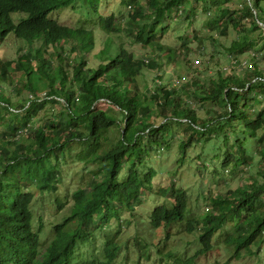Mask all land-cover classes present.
<instances>
[{"label":"trees","instance_id":"1","mask_svg":"<svg viewBox=\"0 0 264 264\" xmlns=\"http://www.w3.org/2000/svg\"><path fill=\"white\" fill-rule=\"evenodd\" d=\"M101 1L0 0V47L9 35L26 46L15 60L0 58V124L11 132L1 136L15 138L48 103L59 106L65 116L63 121L56 117L46 121L42 128L31 125L25 136L0 143V264H64L63 258L67 262L79 246L90 241L95 227L103 229L112 219L118 220L114 211H132L142 204L156 175L153 168L146 169V159L155 148L168 145L173 128H180L179 162L191 145L209 144L218 151L221 142L226 155L215 157L220 169L239 170L256 159L263 163L257 168L263 182L248 178L236 198H212L213 211L200 221H184L188 199L183 189L173 184L161 189L159 196L169 206L164 203L151 212L150 226L158 229L182 223L187 233L196 229L200 245L188 258L174 255L173 259L170 254L165 258L172 259V264H191L205 256L229 215L235 224L224 242L233 248L232 256L259 253L264 245V69L259 67L264 62V0H241L236 10L227 6L231 0H120L119 6L127 11L119 17L112 12L100 14ZM195 8L204 16L214 10L204 26L209 32L218 31L217 37H226L230 28L237 31L223 51L234 62L247 54L245 60L250 62L240 73L219 71L206 83L199 84L196 78L187 83L194 87L189 94L193 101L221 106L203 118L174 87L161 84L146 94L139 87L144 69L155 71L160 64L173 62L174 52L157 40L159 28L177 11L179 18L193 17ZM64 9L83 11L84 24L94 20L96 31L59 23L54 16ZM256 31V36L250 34ZM121 33L130 38L131 45L150 48L152 57L136 58L123 45L112 51L108 36ZM95 35L106 37L98 51L94 50ZM208 40L214 43L216 37ZM250 52L257 56L249 57ZM4 85L11 86L13 94L28 93L29 98L13 103L14 96L4 94ZM101 103L115 108L117 116L99 109ZM18 118L20 126L15 123ZM72 148L78 149L76 161L93 163L96 169L90 171L88 190L80 186L71 194L67 220L74 221V228L55 226L54 238L41 250L40 230L32 225L34 195L29 189L52 190L60 180L59 161L70 156ZM115 236L107 233L102 249L105 261L98 264H111L116 256ZM169 237L167 232L164 240ZM160 251L156 249L157 256Z\"/></svg>","mask_w":264,"mask_h":264},{"label":"rangeland","instance_id":"2","mask_svg":"<svg viewBox=\"0 0 264 264\" xmlns=\"http://www.w3.org/2000/svg\"><path fill=\"white\" fill-rule=\"evenodd\" d=\"M119 1H101L104 7L100 9V14L108 15L109 12H112L116 17L124 16L127 8L119 6ZM240 1L231 0L227 6L236 10L237 7L241 6ZM194 12L196 14L191 18H179L175 16L179 14L177 11L170 21L159 28L157 40L174 52L173 62L162 63L160 69L155 71L144 69L142 76L139 78V87L144 94L147 91L157 89L161 84L170 88L174 87L179 90L186 103H192L191 106L198 111V116L203 118L208 111H220L221 106L193 101L189 94L194 87L189 88L187 83H192L194 78L198 79L199 84L206 83L208 79L216 78L219 71H222V73L227 71L235 74L240 73L244 67L250 65V62L245 60L247 54L240 57L239 62H234L223 51L222 47L228 46L230 40L237 37V31L230 28L226 37H217L218 31L209 32L204 26L205 21L213 16L214 10L207 11L209 16L200 15V8H195ZM80 13H83V11L64 9L56 13L54 18L59 20V23L74 24L96 31L94 20L84 24L85 18H82ZM19 16L13 17L15 21ZM222 23H226V21L223 20ZM257 33V31L250 32L253 36H256ZM210 36L216 37L214 43L208 40ZM108 37L112 41V51L123 45L127 50L133 52L136 58L148 59V57H152L150 48H142L137 44L131 45L130 38L126 37L124 33L113 34ZM105 39L106 37L102 35H95V51L103 46ZM201 40L203 50L199 54L198 42ZM184 43L187 44L188 50H184ZM25 49V44H18L16 39L9 35L0 47V58L8 61L15 60L19 55L18 53H20L19 51H25ZM248 55L249 57L252 55L257 56L253 52ZM174 65H176L175 70H173ZM259 67L264 69V62H260ZM157 75H160L161 78H158ZM3 88L5 95L14 96L11 98L13 103L29 98L28 93L23 91L19 94H13L15 92L12 91L11 86L4 85ZM40 96L43 97L44 93H41ZM98 108L117 116L115 108L104 103L99 104ZM61 113L59 106L52 103L46 104L37 111L35 116H31L30 124L18 130V135L15 138H3L2 133L10 131L0 124V143L4 140H16L19 135L25 136L27 134L26 130L31 125L42 128L46 121H50L55 117L59 121H63L65 116ZM21 121L20 118L16 119V126H20ZM172 130L174 137L170 139L168 145L155 148L146 159V169L153 168L156 175L152 187L144 193L145 197L142 204L134 206L132 211L124 209L114 211L118 220L116 218L112 219L105 224V229L95 227L93 238L84 244V247L79 246L77 248L78 259L85 261L93 259L92 263L104 260L103 243L101 249V242L106 238L107 233L110 235L116 234L114 242L120 247L119 254L113 264H172V259L165 258V255L168 257L167 254H170L169 258L173 259L174 255L181 259L188 258L200 248L196 229L191 233H187L183 230L184 225L182 226V223H173L168 227L162 226L158 229H153L149 224V216L154 209L164 203L169 206V203L159 196V191L170 188L171 184L176 189H183L188 199V213L184 216V221H200L204 214L213 211L212 198H236V191L248 183V178L255 179L259 184L263 182L261 174H257V168L262 167L263 163L256 159L249 167H243L239 170L220 169L215 157L226 155V149L221 142H219L218 151H215L209 144L206 146L201 145V143L191 145L186 150L183 162H179L180 155L177 145L181 141L180 128H173ZM212 132H215V130H212ZM114 134L115 131L111 132L109 136ZM25 142L27 144L31 143L30 139L26 137ZM253 147V144H251V149ZM71 150L70 156L59 161L60 180L53 186L52 190L40 193L36 189H29V192L34 195L32 225L34 229L40 228L41 230V234H39L40 249H43L47 242L48 244L51 242L53 236L52 226L63 225L65 229L74 228V221L67 220L70 214L71 194L80 186H84L88 190L87 183L92 177L90 171L96 169V165L93 163L84 165L85 161H76L75 153L78 149L72 148ZM230 193H234V196L230 197ZM59 204H62V206ZM30 208L32 209V206ZM231 217L230 215L227 217L223 227L212 237V248L209 253L193 259L191 264H264V245L260 248L259 253L257 252L258 254L256 250H252L256 253L255 255L246 254L237 259L232 256L233 248L224 242L226 236L234 228L235 221ZM93 219L94 221L97 220L95 216ZM167 232L170 237L164 240ZM157 248L161 250V256H157ZM160 259H164V262L159 263Z\"/></svg>","mask_w":264,"mask_h":264},{"label":"clouds","instance_id":"3","mask_svg":"<svg viewBox=\"0 0 264 264\" xmlns=\"http://www.w3.org/2000/svg\"><path fill=\"white\" fill-rule=\"evenodd\" d=\"M54 226H52V230H53V236H52V238L51 239H53L54 238V235H55V231H54ZM37 229H39L40 230V228H36V229H34V230H37ZM39 234H41V230H40V232H39ZM92 238H93V236H92ZM91 238V239H92ZM50 239V240H51ZM90 239V240H91ZM49 240V241H50ZM89 242V241H88ZM87 242V243H88ZM102 243H103V241L101 242V249H102ZM49 244H48V242H47V245L46 246H48ZM45 246V247H46ZM44 247V248H45ZM43 248V249H44ZM43 249H41V250H43ZM119 251H120V247H119V245H118V251H117V253H116V256L119 254ZM103 253V252H102ZM116 256L114 257V259H112V261H111V264H113L114 263V260H115V258H116ZM177 256V255H176ZM78 254H77V249L73 252V254L71 255V257L69 258V260L66 262V260H65V258H63V260H64V264H91L90 263V261H92L93 259H91L90 261H85V260H83V259H78ZM75 260V262H73ZM103 261H105V259L104 260H100V261H98V262H96V263H92V264H98L99 262H103ZM93 262V261H92ZM164 262V261H163ZM10 264V263H9Z\"/></svg>","mask_w":264,"mask_h":264}]
</instances>
